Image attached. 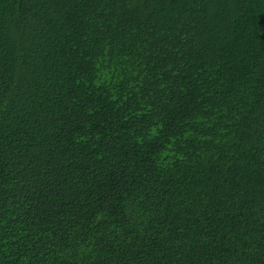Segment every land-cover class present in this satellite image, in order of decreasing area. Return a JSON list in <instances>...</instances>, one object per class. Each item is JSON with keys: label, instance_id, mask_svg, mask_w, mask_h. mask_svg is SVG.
<instances>
[{"label": "trees", "instance_id": "trees-1", "mask_svg": "<svg viewBox=\"0 0 264 264\" xmlns=\"http://www.w3.org/2000/svg\"><path fill=\"white\" fill-rule=\"evenodd\" d=\"M0 264H264V0H0Z\"/></svg>", "mask_w": 264, "mask_h": 264}]
</instances>
